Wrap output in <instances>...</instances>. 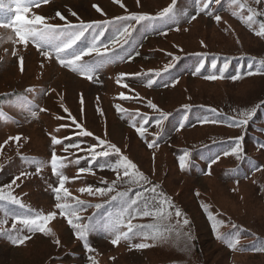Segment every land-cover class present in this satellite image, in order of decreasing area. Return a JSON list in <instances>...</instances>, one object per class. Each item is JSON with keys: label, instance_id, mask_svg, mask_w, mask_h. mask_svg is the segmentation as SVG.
<instances>
[{"label": "rangeland", "instance_id": "rangeland-1", "mask_svg": "<svg viewBox=\"0 0 264 264\" xmlns=\"http://www.w3.org/2000/svg\"><path fill=\"white\" fill-rule=\"evenodd\" d=\"M8 2L5 0V8L0 11V21L5 23L11 21L15 12L14 6L11 13L7 10ZM247 2L257 11L264 10V3ZM122 3L127 12L113 0H49L31 8L27 14L29 17L45 16L52 24L64 23L55 17L57 11L71 23H79L77 17L70 14L73 11L86 23L108 21L103 29V43L113 39L117 26L135 25L131 42L125 45L127 50L123 52L125 57L131 54L130 62L125 59L105 64L98 73V79L94 76L93 81L62 67L55 57L50 61L44 59L31 43L26 48L17 43L12 28H0V37L4 38L0 42V95L8 98L0 101V110L5 114L0 117V185L10 183L21 172L33 173L17 181L13 195L33 210H42L44 214L54 211L56 201L51 189L58 180L50 167L53 146L49 134H52L62 140L61 145L55 146L58 156L84 157L79 165H70L62 170L70 178L65 187L88 204L103 205L100 209L88 208L81 213L85 223L87 217L95 214L97 227L87 236L94 252H87L66 220L57 215L47 225L54 236L40 232L33 234L25 229L21 234L31 238L19 246L13 245L7 236H0V264H92L89 255L96 264H186L190 258L196 264L193 240L198 242L201 253L208 255L205 264H264V257H252L244 249L246 241L239 240L236 248L230 249L227 241L217 238V235L229 233L232 238H238L241 228L253 236L264 235V150L258 147V142H264V131H261L264 129V107L256 112L246 130L230 126L234 119L242 118L239 113L264 105V74L247 75L250 63L256 70L261 68L259 62L264 61V37L255 35L253 31L254 28L258 30V25L248 24L243 19L248 15L247 11L241 12L230 0H221L220 4L210 6L209 12L219 15L220 22H216L214 15L197 14L200 0H177L176 23L156 21L154 26L147 21L136 24L134 21H116L115 18L129 13L155 16L172 4V0H141L140 6L136 0H122ZM93 5H98L105 15L97 12ZM193 15L196 19L189 23ZM257 19L264 20V16ZM177 27L179 31L175 30ZM91 40L90 31L78 47L89 46ZM173 56L178 57L174 67L164 71L168 64L173 63ZM20 57H23V70ZM84 59L90 61L93 57ZM201 59L205 67L201 73L194 74V68ZM213 61L217 63L216 70L210 67ZM225 61L229 62V68L222 79L209 81L204 78L213 72L218 74ZM156 72L160 73V76L153 77L156 83L151 88L147 87V79ZM135 73L142 75L139 78L123 77L127 88L117 83L122 74ZM234 75L240 78L234 81L231 79ZM174 80L178 83L172 86ZM28 88L35 91L26 93ZM121 93L130 99L121 100ZM24 96L26 101L20 99ZM148 101L168 114L162 130L155 124L159 114L147 107ZM24 104L36 106V118L21 107ZM116 105L124 109L125 114L118 112ZM39 108L47 111L40 112ZM137 111L150 118L143 138L131 126V117ZM57 116L61 119H56ZM71 117L94 135H79ZM181 122L184 127L178 131L177 126ZM58 127L60 130L56 131ZM136 127H139L138 118ZM158 132L159 138L156 137ZM18 135L21 141L8 140ZM241 135H244L242 148L246 155L241 159L231 154L224 156L233 139ZM97 137L119 147L122 154L173 201L174 209L171 211H181V217L173 215L170 221L151 217L133 220L134 224H154L156 228L150 229L149 233L155 239L137 237L114 246L100 229L101 222L118 210V202L106 203L115 192L101 197L81 194L79 189L89 185L107 187L102 180L111 184L116 174L93 165L95 175L82 173L73 180L77 177L78 168L89 166V160L83 151L75 148L68 152L63 150L68 143H80L82 148H87L97 143ZM153 139H157L158 147L149 149L147 144ZM185 152L190 154L189 165L181 170L179 158ZM216 156L220 157L218 162L210 164L211 158ZM33 160L48 162L40 174H35V166L29 165L28 161ZM209 171L211 174H206ZM125 187L118 185L117 190L123 191ZM138 190L133 188L130 195ZM4 191L7 193L8 189ZM0 208L17 214L26 212V209L7 202L0 204ZM185 218L190 222L187 226L183 225ZM12 223L13 220L8 219L4 227L11 229ZM21 227L17 224V228ZM165 228L173 231H164ZM122 230L126 231V228ZM176 232L190 233L191 240L186 244ZM55 239H59L60 245L54 243ZM141 242L149 244V247H130V244Z\"/></svg>", "mask_w": 264, "mask_h": 264}, {"label": "snow or ice", "instance_id": "snow-or-ice-1", "mask_svg": "<svg viewBox=\"0 0 264 264\" xmlns=\"http://www.w3.org/2000/svg\"><path fill=\"white\" fill-rule=\"evenodd\" d=\"M49 0H9L7 10L11 13L13 11V6L15 9L14 15L9 23L0 21V28H12L16 35V42L25 46V48L31 43L37 50L40 56L46 60H52L55 57L56 61L64 68L70 69L73 72L79 73L84 78L93 81V77L96 76L98 79V73L107 63H113L117 60H129L131 59V54L128 57L123 55V52L127 49L125 45H129L132 39L133 32L135 31V25L133 23H128L126 26H117L116 35L108 43H103L101 38L104 36V26L109 23L108 21H92L84 22L80 20L76 12H71L70 14L77 17L79 23H71L67 20L65 15L57 11L55 17L63 21V24H52L48 22V18L42 15H32L29 17L27 14L33 7H39L42 4L48 3ZM121 8H127L122 0H113ZM230 2L238 7L241 12L247 11L248 15L243 17V19L250 25H258V30L253 29L254 34L259 37H264V20H258L260 16H264V10L257 11L255 8L251 7L247 0H230ZM137 6H140L141 0H136ZM177 0H172V4L165 7L157 15L149 14H136L129 13L126 16L116 17V21H129L139 24L140 22H151L153 26L156 21H172L176 23L177 13L175 10V5ZM201 7L198 9L197 14L201 12L205 14L214 15L209 12L210 6L213 3L220 4L221 0H200ZM252 3L259 5L264 3V0H252ZM97 12L105 15L102 9L98 5H93ZM5 8V0H0V11ZM235 15V12L233 13ZM196 19V15L189 18L188 22ZM216 22H220L221 17L219 15H214ZM175 30L179 31L177 27ZM92 32V40L87 47H78V43L85 37V34ZM161 34L166 35L167 33L162 32ZM3 37H0V42L3 41ZM11 39V37H9ZM180 51H183L180 49ZM12 55H16L13 51ZM136 55H139L137 52ZM171 55V54H169ZM85 57H93L90 61L85 60ZM173 63L166 66L164 71H168L174 67V62L178 60V57H172ZM261 68L253 70V65L250 63L248 65L249 71L247 75L251 76L253 74H264V61L259 62ZM21 70H23V57H20ZM44 65L41 64V67ZM205 64L203 59L200 60L198 65L194 68V74H199L204 69ZM211 69H217V63L213 61L210 65ZM229 68V62L225 61L223 66L219 68L218 74L213 72L212 74L204 77L209 81H215L217 79H222L224 77L225 71ZM141 73L135 74H122L121 78L117 80V83L122 84L123 87L127 88L128 84L123 81L124 76H135L137 78L141 77ZM160 76L159 72L153 73L149 76L146 81V86L151 88L156 83L153 77ZM239 75H234L231 77L234 81L239 79ZM178 83V80L172 82V86ZM165 87L169 85H164ZM26 93H32L35 90L33 88H28L25 90ZM121 100H129L130 97L120 94ZM22 100H27V97H21ZM137 99H139L137 97ZM81 104L83 105V96L81 94ZM21 107L28 111L32 118L37 117V112L34 110L35 105L24 104ZM117 111L121 114H125V110L120 108L119 105L115 106ZM147 107L156 111L159 115L155 120L157 128H163V124L168 119V114L160 110L156 104L148 101ZM187 107V106H185ZM264 107V105H257L251 111H245L239 113L242 118L234 119L231 122L232 127H238L241 129H247V126L251 122L252 118L255 116L256 112ZM40 112H45L47 109L39 108ZM67 112V109H64ZM215 112L216 109H211ZM99 114L103 115L102 110L98 109ZM70 115V114H69ZM5 114L0 110V117H4ZM137 118L139 120V127H136ZM56 119H61L57 116ZM72 123L76 128L79 129V135L90 137L94 134L91 131L86 130L82 124L78 123L74 117H71ZM133 124L131 126L136 128V131L141 136L144 137L147 129L145 125L149 123L150 118L147 115H142L138 111L134 116L131 117ZM186 119V117H185ZM207 122V121H205ZM215 123V121H213ZM60 127H63L60 126ZM184 123L181 122L177 126V130H182ZM58 127L56 131H59ZM264 131V129H261ZM51 139V145L53 146V151L50 157V167L53 176L58 180L56 186H52V192L54 194V211L44 214L42 210H33L22 203V201L13 195V188L17 185V181L22 180L23 177L32 175L28 171L21 172L19 175L13 177L10 183L6 185H0V204L4 202L10 203L12 205L19 206L20 209H26L23 214H17L15 212H10L6 208H0V236H7L11 243L15 246L23 245L26 240L30 239V235H22L21 233L26 229L29 233L40 232L45 236H54V232L51 228L47 227L48 223L55 220L57 215L64 218L67 224L74 230L75 237L83 242L85 250L89 253L95 251L88 243V233L95 230L97 225L95 224V214L92 217H87V222L85 223V218L81 213L87 211L88 208L100 209L103 207L102 204H88L85 201L73 196L70 191L65 187L66 182L69 181V177L62 171L65 167L70 165H79L84 157L75 156L74 159L67 156H58L55 151V146L61 145L62 140L57 138L55 135L49 134ZM160 133L156 134L159 138ZM21 136L9 137L8 140L19 142L21 141ZM244 140V135L236 137L232 141V146L226 150L223 155H233L237 159H241L246 154L243 152L242 144ZM97 143L94 145H89L87 148H82L80 143H68L63 146L64 152H68L69 149L75 148L77 151L85 152L89 160L88 167L78 168L77 177L79 174L89 173L95 175L93 165L99 170H111L116 174V179L109 184L107 180H102L103 184L108 185L107 187H93L91 185L81 187L79 192L81 194H88L89 196H101L107 197L110 193L115 192L114 195L110 196V199L106 203L112 201L118 202V210L111 214L107 219L103 220L99 225L100 229L104 231L110 242L117 246L121 241H132L134 238L139 237L142 240L155 239L156 237L149 233L150 229H155L154 224H140L133 223V220L140 218H153L156 220H171L173 215L177 218L181 217L182 213L179 209H174L173 201L161 190H159V185L153 184L142 172L137 168V165L128 159L127 156L123 155L120 148L115 144L108 142L103 138H96ZM149 149H154L158 147L157 139H153L147 144ZM258 147L264 150V142H258ZM75 155V154H74ZM189 153L185 152L179 158V167L184 170L189 165ZM115 157V159H112ZM27 160L26 157H21ZM219 156L211 158L210 164L218 162ZM30 166H35L36 173L40 174L48 162L33 160L28 161ZM256 170H260L257 168ZM206 174H211L210 171ZM126 186L125 190L118 191L117 186ZM133 188L139 189L134 195H130ZM5 189H8L5 193ZM8 219H12L13 223L11 229L4 227L7 224ZM188 219H183V225H189ZM17 224L21 225V228H17ZM235 227V226H233ZM126 231L122 230L125 229ZM158 232L159 229H156ZM214 232L216 231L215 225H213ZM164 231L172 232L171 228H165ZM163 234L162 232L160 233ZM177 237H183L185 243L191 240L190 233L185 235L182 232H176ZM218 239L222 241H227V246L230 249H235L239 244V238H232V234H225L224 236L217 235ZM54 243L60 245L59 239H55ZM130 247H135L136 249H145L149 247V244L141 242L138 244L131 245ZM259 251H264V247L260 248ZM88 259L92 264H96L94 258L89 255Z\"/></svg>", "mask_w": 264, "mask_h": 264}, {"label": "trees", "instance_id": "trees-1", "mask_svg": "<svg viewBox=\"0 0 264 264\" xmlns=\"http://www.w3.org/2000/svg\"><path fill=\"white\" fill-rule=\"evenodd\" d=\"M6 95H0V101L8 99L5 97ZM251 237H247V236ZM239 240L246 241L244 245V249H246L252 257H264V251H259L260 248L264 247V235H257L253 236L250 231L246 229H242L240 231V234L238 236ZM235 239V238H233ZM247 242H250L247 244ZM192 252L194 254V259L196 264H205L206 259L208 258V255L206 253L202 254L200 251V246L198 245V242L193 240L192 245ZM186 264H195L194 262H191V258L186 262Z\"/></svg>", "mask_w": 264, "mask_h": 264}]
</instances>
